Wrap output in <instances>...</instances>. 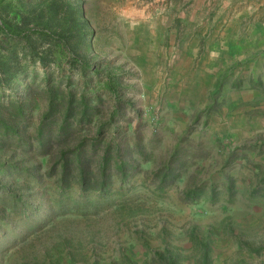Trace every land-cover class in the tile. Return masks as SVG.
<instances>
[{
  "label": "rangeland",
  "instance_id": "rangeland-1",
  "mask_svg": "<svg viewBox=\"0 0 264 264\" xmlns=\"http://www.w3.org/2000/svg\"><path fill=\"white\" fill-rule=\"evenodd\" d=\"M0 264H264V0H0Z\"/></svg>",
  "mask_w": 264,
  "mask_h": 264
}]
</instances>
